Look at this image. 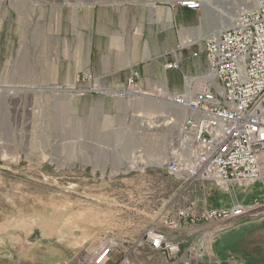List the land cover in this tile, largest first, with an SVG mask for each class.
Returning <instances> with one entry per match:
<instances>
[{"label": "rangeland", "instance_id": "374dc122", "mask_svg": "<svg viewBox=\"0 0 264 264\" xmlns=\"http://www.w3.org/2000/svg\"><path fill=\"white\" fill-rule=\"evenodd\" d=\"M179 1L128 0L116 6L135 15L127 33L140 40L141 52L156 43L160 54L153 61L182 59L172 89L153 82L148 88L139 66L119 87L89 69L95 43L78 48L72 22L82 10L109 7L107 0H0V264H75L112 238L119 248L110 264H181L179 257L141 245L145 230L160 227L187 200L183 184L166 171V158L152 161L163 147L166 152L176 125L149 133L141 124L170 113L157 89L181 91L183 74L206 71L203 45L215 32L213 20L219 28L227 25L250 0H203L210 7L201 11H183ZM165 13L170 29L160 23ZM189 29L199 39L188 36ZM185 37L191 44L199 41L179 51ZM135 69L146 93L138 96L150 99L95 95L107 93H92L89 81L81 80L91 71L101 90L127 88ZM208 187L214 207L264 199L261 182L231 193ZM213 235L212 259L264 264V215Z\"/></svg>", "mask_w": 264, "mask_h": 264}, {"label": "built area", "instance_id": "2783aa9c", "mask_svg": "<svg viewBox=\"0 0 264 264\" xmlns=\"http://www.w3.org/2000/svg\"><path fill=\"white\" fill-rule=\"evenodd\" d=\"M107 1L109 6H121L128 0ZM177 5L201 11L204 1L180 0ZM183 43L179 51L194 47L198 41ZM203 53L206 71L183 74L181 91L172 93L165 86L157 89L160 100L170 107L167 127L176 125L177 132L169 136L166 144V171L183 184L187 200L173 215L164 217L160 227L145 230L141 245L169 259L179 257L181 264H239L235 258L212 259L209 242L215 233L263 216L264 199L214 207L209 201L212 190L208 185L225 193H231L236 186L244 188L258 182L264 186V0H250L238 10L230 26L209 34ZM181 62L182 59L169 60L165 70L180 71ZM140 78L139 71L132 70L127 88L108 90L99 88L91 71L84 72L81 80L89 81L90 92L107 93L95 95L137 97L144 93ZM5 93L11 96V88L7 87ZM212 224L220 228H204ZM199 227H203L200 237L185 250L186 240L179 234L186 228ZM118 248V241L109 239L94 254L85 255L75 264H110Z\"/></svg>", "mask_w": 264, "mask_h": 264}, {"label": "crops", "instance_id": "0c3cea01", "mask_svg": "<svg viewBox=\"0 0 264 264\" xmlns=\"http://www.w3.org/2000/svg\"><path fill=\"white\" fill-rule=\"evenodd\" d=\"M134 17L132 12L120 10L116 6L89 8V10H82L80 15L76 16V20L72 23H75L73 27L76 30L78 48H82L85 41L92 40L95 43L91 48L96 51L97 55H92L88 65L89 69L94 74L104 77L106 83L119 87L127 80L130 69L139 66L144 81L142 83L146 84L148 88L153 82V84L166 83L169 88L173 89L175 87L173 71L166 72L164 70L166 62L162 64L153 61V58L155 59L160 54L156 43L154 50L150 51L147 46L145 51L141 52L140 49L144 46H141L140 40H136L134 36L127 33L130 27L128 26L129 21L132 22ZM163 19L164 17L160 20L163 28L170 29L172 25H168ZM153 33L155 34L154 30ZM168 46L167 40L165 48ZM202 229L203 227L186 228L179 234L186 240V244L183 246L185 250H189L193 242L198 240Z\"/></svg>", "mask_w": 264, "mask_h": 264}, {"label": "bare ground", "instance_id": "6f19581e", "mask_svg": "<svg viewBox=\"0 0 264 264\" xmlns=\"http://www.w3.org/2000/svg\"><path fill=\"white\" fill-rule=\"evenodd\" d=\"M204 5H205V7L206 8H208V7H210L209 5H208V2H205L204 1ZM205 8V9H206ZM203 10V9H202ZM168 14L169 13H165L164 14V18H165V20H166V22H167V24L168 25H172V19L168 16ZM237 16V15H236ZM207 19H208V17L207 18H202L201 19V24H203L205 21H207ZM234 20H235V17H229V19L227 20L229 23L227 24V25H225V26H223V27H218L217 26V22H215V20H213V22H214V24H213V29L215 30V32H219V30H221V29H224V28H226V27H228V26H230L233 22H234ZM223 23V22H222ZM200 31V30H199ZM186 33L188 34V36L190 35V36H194V37H197L198 39H199V32H197V31H192V30H187L186 31ZM185 42H184V44L185 45H187L188 44V42H187V38L185 37ZM199 41V40H198ZM190 45V44H189ZM161 88V87H160ZM144 94H146V93H144ZM141 98V97H140ZM13 99H15V98H13ZM141 99H143V100H146V99H150V97L149 96H145V97H142ZM142 114V113H141ZM140 114V115H141ZM139 115V114H138ZM137 115V116H138ZM143 116V115H142ZM161 118H162V121H160V120H156V121H154V122H152V121H150V122H147V121H142L143 123L141 124V130L143 131V132H152V131H157V130H159V129H162V131L165 129V128H167V122H166V115H162L161 116ZM164 132H165V130H164ZM166 146V145H165ZM159 151V150H158ZM160 151L162 152L160 155H158L156 158H154L152 161L154 162V163H159V161H161V160H165V158L167 157L166 156V152H165V150H164V147L162 148V150L160 149ZM138 153V152H137ZM160 153V152H159ZM138 156V155H137ZM139 157V156H138ZM141 157V156H140ZM137 158V157H136ZM135 159V158H134ZM135 162L136 161H132V164L133 165H136L135 164ZM131 165V164H130ZM176 259V258H175ZM237 260V259H236ZM237 262L240 264V262L237 260Z\"/></svg>", "mask_w": 264, "mask_h": 264}]
</instances>
